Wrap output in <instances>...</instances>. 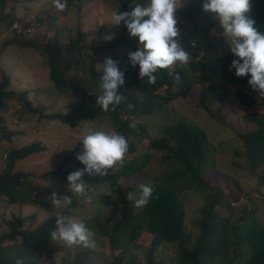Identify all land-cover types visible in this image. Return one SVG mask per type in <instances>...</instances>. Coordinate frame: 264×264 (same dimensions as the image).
I'll return each instance as SVG.
<instances>
[{
	"label": "trees",
	"instance_id": "1",
	"mask_svg": "<svg viewBox=\"0 0 264 264\" xmlns=\"http://www.w3.org/2000/svg\"><path fill=\"white\" fill-rule=\"evenodd\" d=\"M84 1L86 0H67V3L68 7L79 10ZM112 1L118 4L117 14L124 11L130 12L132 10L130 7H135L133 4L135 0ZM4 2L5 0H0V5ZM252 3L253 8L249 15L256 21L259 29L264 31V0H252ZM186 7L177 27L181 30L180 39L184 48L190 53L191 62L187 68L177 62L170 69H158L157 80L151 85L147 78L140 80L139 66L132 67L128 60V54L135 52L137 48L129 46L126 41L129 52L121 57H116L113 53L119 41H122V35L128 32L123 22L120 37L106 47L98 45L99 51L92 53L94 57L90 54L87 62L84 61L81 64H77L76 59L70 57L71 50L78 46L80 32L74 39L69 37L66 45L59 46L53 42L50 45L39 46L43 54V63L47 68L46 78L53 88L63 93L79 89V84L77 83L76 86L73 80L67 77L71 68H82L83 73L87 74L83 79V87L76 90L80 95L77 103L68 108L65 113L41 115L42 118L57 120L71 128L104 120L112 129H116L128 139L133 134L142 138L146 134L143 122L147 118L164 112L165 105L170 101L187 97L194 86L201 85L198 90L197 108L207 111L208 103L212 101L219 104L220 108L221 103L232 102L240 111L244 121L258 125L256 129L249 132L238 133V136L242 141L244 156L254 165L264 169V115L252 109L256 106L254 98L246 91H241V87L247 84L250 77L238 78L235 76V69L229 71L231 61L238 59L230 51L223 55L216 52L215 45L209 37L215 28L214 23L208 22V19H212L211 13L204 11L205 16L202 19L204 23L194 20L201 17L202 0H192L186 4ZM5 16L6 14L2 17L5 18ZM13 21L14 17L10 15L6 23L7 28L12 26ZM11 30H14V36L9 43L15 42L23 47L36 48L24 37V30L18 33L15 28ZM105 49L109 50V57L118 61L120 69L125 72V84L118 89V93L125 99L116 106L115 111L108 112L102 111L100 105L96 103L97 98L102 94L99 84L101 74L93 66L94 62L104 63L107 58ZM170 71L173 75L180 76L178 85L173 82L172 76L169 75ZM8 86V79L3 77L0 80V145L4 146L3 170L0 171V197H5L8 204H13L22 202L20 194H24L26 189L22 182L28 176V173L24 174L22 171L13 172L14 167L26 157L37 154L44 148L35 142L19 148L5 146L10 143L12 136L4 120L9 102L13 100L17 102L18 119V110H22L25 114L28 113L25 111H37L23 97L26 92L15 93L9 90ZM129 104L133 107L129 108ZM109 107L111 109L112 106ZM213 118L221 121L217 114L213 115ZM130 124H135V127L130 128ZM162 132L164 133L162 137L151 140L149 148L160 152L161 163H175V169L163 176L164 183L150 184L154 192L146 205L136 207L134 202L126 199L127 193L133 192L126 184L134 174L141 172L144 161L139 162L133 157L125 159L119 168L109 169L106 176L84 175L83 179L89 183L91 189L100 186L108 189V192L103 194L95 192L97 200L93 206L96 210L106 209L109 212L114 205H118V208L110 211L108 219L99 221L84 216L82 211L73 210V213L81 216L86 226L94 233L93 238L106 239V251L103 254L98 253L94 247L81 246L69 264H165L163 259H158L155 253L159 246L166 243L176 245L174 262L167 264H264V221L254 218L253 208L242 210L240 223H232L228 217H221L218 210H231L229 201L226 200L224 191L218 185H209L202 178L204 171L211 165L208 155L213 152V149L206 145L204 130L195 123L177 120L173 125L163 128ZM129 145L128 153L130 154L133 150L130 141ZM74 150L75 152L71 151L66 157L67 160H73L74 169L57 168L44 175L48 176L51 182L54 180L53 192L71 196L72 204L67 207L71 211L80 205L76 201V195L67 191V176L85 167L76 159L81 152ZM259 180L264 181V173ZM179 185H188V187L196 185L198 189L205 191L199 215L194 220L197 233L192 237L186 230L184 211L174 193ZM33 190L30 189V191ZM22 203L40 206V202L36 199H28ZM4 223L8 232L0 235V264H18L16 261L19 258L24 261V254L40 252L48 245L51 239L50 233L55 229V216L45 219L31 231L21 230L20 220L16 218L6 220ZM142 233L150 236L146 247L137 244ZM17 237L21 241L17 244V248H13L16 253L14 255L8 252L3 253L7 245L15 243ZM240 248L246 250L245 254L241 253Z\"/></svg>",
	"mask_w": 264,
	"mask_h": 264
},
{
	"label": "rangeland",
	"instance_id": "2",
	"mask_svg": "<svg viewBox=\"0 0 264 264\" xmlns=\"http://www.w3.org/2000/svg\"><path fill=\"white\" fill-rule=\"evenodd\" d=\"M192 0H183L176 16L181 22L182 14L186 10V4ZM204 0H202L203 4ZM147 0H135L136 4L145 5ZM133 9L132 7H130ZM129 8V9H130ZM119 11L118 4L112 0H86L80 6L79 10L68 7L64 12L55 9L53 0H5L0 5V80L6 77L9 82V90L15 93L26 92L23 97L37 109L36 112L16 110L17 102H9V107L5 115L6 128L11 133L10 143L5 144L8 147L19 148L30 143L40 144L44 150L26 157L19 165L14 167L13 172L22 171L28 176L23 179V186H26L25 193L20 194L22 202L28 199H36L40 206L33 204H24L21 201L8 204L5 197H0V235L7 233L8 229L4 223L6 220L16 218L20 220L21 230H33L42 221L52 218L57 214L66 215L77 221H83L82 217L74 214L73 210L83 212L84 216L91 220H103L109 218V213L118 208L114 205L107 212L106 209L96 210L93 206L96 204V197L91 203L77 196L76 201L80 206L70 210V208H54L49 202V194L53 192L55 186L54 180L44 176L57 168L61 170L74 169L73 160H67L66 157L71 151L82 152V138L88 133L89 129L111 130L112 128L104 120L84 123L77 127H68L57 120L45 119L41 115H50L56 112L65 113L68 108L73 106L80 99L76 90L83 87L85 75L82 68H71L67 77L73 80V84H79V89L63 93L53 88L47 80V68L43 63V54L39 46L50 45L56 42L57 45H66L69 37L74 39L80 32V41L78 46L70 52V57L76 59L77 64L88 60L89 55L99 51V46L106 47L114 40H117L121 34L122 22L119 26H112V14L115 10ZM6 14L5 18L2 16ZM205 12H200V18L195 21L203 22ZM210 14V13H209ZM14 17L10 28L6 23ZM208 22L214 23L215 28L212 35L209 36L215 45V50L219 55L230 51L227 42L230 37L223 34L222 28L216 14L211 13ZM15 28L16 33L23 31L24 37L36 48L23 47L12 42L9 43L14 34L11 30ZM63 30L62 33L60 31ZM113 35L111 41H105L103 38ZM119 41L118 46L114 48L113 53L116 57H121L129 52L126 41L129 46L139 48L137 37L130 36L125 32ZM8 43V44H7ZM107 58L109 50L105 49ZM99 74L103 75V65L94 62ZM100 75V77H102ZM201 85L194 86L185 98H177L165 105V111L155 116L147 118L143 123L146 128L144 137H138L133 134L129 141L133 145L132 153H127L125 159L137 158L139 162L144 161L141 172L132 176L127 182V186L135 193H139L141 184L164 183L163 176L175 169V163H161V154L158 151L151 150L149 144L152 139H158L164 135L162 129L173 125L177 120H183L186 123H195L205 132L207 147L212 148L213 152L208 156L211 159V165L207 167L202 178L209 185H218L224 191L226 200L229 201L231 210H218L221 217H228L232 223H240V215L244 209H254V218L258 221H264V181L259 178L263 175L264 169L261 166L254 165L243 154L242 141L238 133L249 132L257 128L258 125L244 121L241 118L240 111L234 107L233 103L216 102L208 103V110L204 111L196 107L198 100V90ZM231 91V90H230ZM241 91H246L256 102L252 109L264 115V97H260L253 92L248 83L241 87ZM225 100V99H224ZM225 102H228L227 99ZM223 104V105H222ZM15 106V108H13ZM32 108V109H33ZM19 109V106H17ZM220 117L221 121L213 118V115ZM81 143V144H80ZM4 146L0 145V171L3 170ZM120 164L113 168H119ZM51 182V183H50ZM30 189H34L30 191ZM96 193H106L108 189L105 186L93 188ZM174 193L177 195L182 205L185 216V227L192 237L197 233L194 220L199 215V208L202 204L204 190L198 189L196 185H179ZM84 218V217H83ZM89 220V219H88ZM96 232V229L93 228ZM95 241L94 249L98 253H105L106 239L103 237L93 238ZM20 238L15 239V243L7 245L3 253L14 255L13 248H17ZM150 241V236L142 233L137 244L146 247ZM14 245V246H13ZM81 246L65 247L59 241L49 240L48 245L37 253L24 254L18 264H69L77 255ZM241 253L246 250L240 248ZM53 251V252H51ZM155 255L158 259H163L165 264L173 263L176 255V245L166 243L159 246ZM24 262V263H22ZM88 264V263H85Z\"/></svg>",
	"mask_w": 264,
	"mask_h": 264
},
{
	"label": "clouds",
	"instance_id": "3",
	"mask_svg": "<svg viewBox=\"0 0 264 264\" xmlns=\"http://www.w3.org/2000/svg\"><path fill=\"white\" fill-rule=\"evenodd\" d=\"M54 7L59 12L68 8L67 0H53ZM183 0H147L145 5L136 4L129 12L112 14V26L124 23L130 36L137 37L140 47L128 54L132 67L139 66V78H147L148 83L157 80L158 69H170L177 62L187 68L191 62L190 53L184 48L180 39L181 30L177 27V12L183 7ZM202 8L205 12L216 14L219 26L226 37L230 52L234 57L229 71L235 69V76L243 78L249 76L247 83L250 89L260 97H264V31H261L256 21L249 13L253 8L252 0H204ZM111 41L113 35L103 38ZM103 76L100 78L102 94L96 103L102 111H115L116 106L125 99L118 93L125 84V72L119 67V62L105 58L102 64ZM175 84L180 83V76L173 75ZM109 106H112L111 109ZM129 108L133 106L128 105ZM134 128L135 124H130ZM82 152L76 156L77 161L84 165L67 176V191L82 197L91 203L95 192L89 183L83 179L84 175L106 176L108 170L115 165H123L129 151V139L116 129H89L82 138ZM139 193L128 192L126 199L134 202V206L141 207L152 198L154 188L150 184H141ZM50 204L57 209L67 208L72 204L68 194L60 195L56 192L49 194ZM51 240L59 241L62 246L95 247L94 233L83 221H77L66 215L55 216V229L50 233Z\"/></svg>",
	"mask_w": 264,
	"mask_h": 264
}]
</instances>
